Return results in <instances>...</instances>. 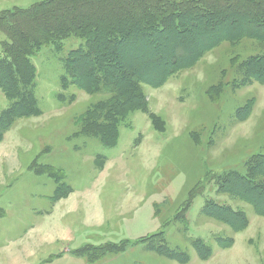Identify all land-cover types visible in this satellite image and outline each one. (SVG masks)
Segmentation results:
<instances>
[{
    "label": "rangeland",
    "instance_id": "1",
    "mask_svg": "<svg viewBox=\"0 0 264 264\" xmlns=\"http://www.w3.org/2000/svg\"><path fill=\"white\" fill-rule=\"evenodd\" d=\"M41 1L0 0V12ZM2 40L0 32V56ZM81 43L69 37L59 52L53 45L43 46L30 57L38 113L15 119L0 141V253L13 244L21 254L20 234L36 220L32 207H45L41 198L56 186L50 177L29 169L34 163L60 170L69 193L88 190L100 204L101 225L93 206L80 205L70 215V222L80 220L71 228L77 231L76 240H86L69 249L81 258L79 264H89L91 258L75 250L103 246L117 249L107 248L90 264H264V215L251 202L219 191L232 171L250 173L264 184L251 166L264 156V82L244 81L239 65L263 53L264 43L252 38L223 41L159 87L139 83L141 107L119 105L113 108L115 116L104 111L106 117L93 106L109 94L88 93L75 85L61 88V59ZM10 102L0 91V113ZM245 105L241 116L238 110ZM89 109L87 115L94 114L91 119L97 123L82 119ZM98 123L103 124L101 133ZM110 131L114 136L108 145ZM207 199L238 211L246 227L233 229L208 215ZM149 236L186 253V260L149 250L144 242ZM196 241L209 248L208 258L199 254ZM67 245L43 250L28 262L54 256ZM0 264L10 262L0 255ZM52 264L68 263L59 259Z\"/></svg>",
    "mask_w": 264,
    "mask_h": 264
},
{
    "label": "trees",
    "instance_id": "2",
    "mask_svg": "<svg viewBox=\"0 0 264 264\" xmlns=\"http://www.w3.org/2000/svg\"><path fill=\"white\" fill-rule=\"evenodd\" d=\"M0 32L5 36L1 41L0 91L11 101L0 113L2 141L15 119L38 113L36 70L30 57L43 46L53 45L59 52L63 40L81 39V45L61 59V88L75 85L88 93L109 94V99L93 108L96 113L108 111L115 116L113 108L119 105H143L139 83L159 87L171 74L193 66L223 41L252 38L263 44L264 0H44L27 9L0 12ZM239 65L244 67V81L264 82V52L247 57ZM246 108H240L239 115L243 116ZM89 111L82 119L96 122L91 119L94 114L87 115ZM102 114L106 117L105 112ZM102 125L97 124L100 133ZM113 136L114 131H110L108 145ZM251 166L264 177V156ZM29 169L56 183L53 202L69 193L60 170L34 163ZM227 177L230 182L223 180L219 191L251 202L254 210L264 215V184L256 182L250 173L232 171ZM205 210L233 229L246 227V218L227 205L207 199ZM150 237L144 239L149 250L181 262L186 260V253ZM194 243L199 254L208 258L209 248L200 241ZM107 248L117 249L103 246L85 251L82 247L74 252L90 257V264Z\"/></svg>",
    "mask_w": 264,
    "mask_h": 264
},
{
    "label": "crops",
    "instance_id": "3",
    "mask_svg": "<svg viewBox=\"0 0 264 264\" xmlns=\"http://www.w3.org/2000/svg\"><path fill=\"white\" fill-rule=\"evenodd\" d=\"M54 190L55 188L50 191L51 193L41 198L44 199L45 202L47 201L45 207H32L36 215V220L34 225L25 227V231L20 234L21 254L17 255V253L14 252V249L17 247L13 244L0 253V255L8 259L10 264H52L55 260L57 261L59 259L65 260L68 264L80 263L79 261L81 258L69 253V249L81 247L70 248V246L75 245L77 242V244L84 245L86 240H76L77 231L74 232L71 228H75L80 220L74 224V220L70 222V215L74 216L75 213L77 214L80 210V205L81 209H88L93 206L96 208V223H98L97 225H101L100 204H96L97 199L95 200L92 196L93 194H89L88 190L82 191V195H80L75 189H72L71 193H68L65 197L53 202L52 196ZM83 194H85L86 197ZM1 213L5 214L2 210ZM81 222L83 224L84 220H81ZM66 243L69 245L65 247L64 251L57 253L58 255H48V257L40 259V261L28 262V258L36 257L39 253H43V250L53 249L56 246H62Z\"/></svg>",
    "mask_w": 264,
    "mask_h": 264
}]
</instances>
